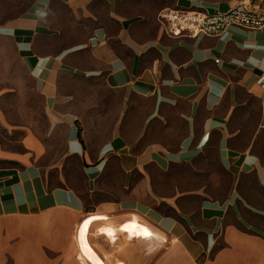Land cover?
<instances>
[{"label":"crops","instance_id":"crops-1","mask_svg":"<svg viewBox=\"0 0 264 264\" xmlns=\"http://www.w3.org/2000/svg\"><path fill=\"white\" fill-rule=\"evenodd\" d=\"M199 6L0 0V264H264V28Z\"/></svg>","mask_w":264,"mask_h":264},{"label":"built area","instance_id":"built-area-1","mask_svg":"<svg viewBox=\"0 0 264 264\" xmlns=\"http://www.w3.org/2000/svg\"><path fill=\"white\" fill-rule=\"evenodd\" d=\"M226 1L229 8L224 11H210L203 6L166 8L160 11L159 20L164 24L166 34L173 37L219 36L231 26L250 30L264 28V0ZM215 61L219 62L220 59Z\"/></svg>","mask_w":264,"mask_h":264},{"label":"snow or ice","instance_id":"snow-or-ice-1","mask_svg":"<svg viewBox=\"0 0 264 264\" xmlns=\"http://www.w3.org/2000/svg\"><path fill=\"white\" fill-rule=\"evenodd\" d=\"M85 223L87 224L88 222L86 221ZM144 234H145V235H149V233H147L146 231H145ZM82 235H83V233H82Z\"/></svg>","mask_w":264,"mask_h":264},{"label":"rangeland","instance_id":"rangeland-1","mask_svg":"<svg viewBox=\"0 0 264 264\" xmlns=\"http://www.w3.org/2000/svg\"><path fill=\"white\" fill-rule=\"evenodd\" d=\"M2 129V128H1Z\"/></svg>","mask_w":264,"mask_h":264}]
</instances>
